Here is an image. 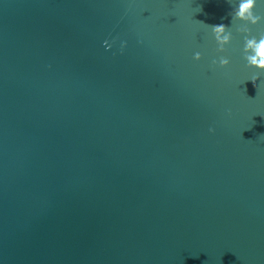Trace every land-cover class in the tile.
Here are the masks:
<instances>
[{
    "label": "water",
    "instance_id": "95a60500",
    "mask_svg": "<svg viewBox=\"0 0 264 264\" xmlns=\"http://www.w3.org/2000/svg\"><path fill=\"white\" fill-rule=\"evenodd\" d=\"M0 264H264V0H0Z\"/></svg>",
    "mask_w": 264,
    "mask_h": 264
}]
</instances>
